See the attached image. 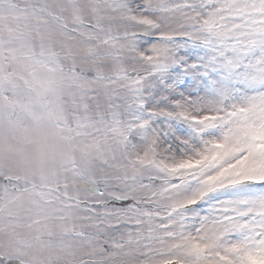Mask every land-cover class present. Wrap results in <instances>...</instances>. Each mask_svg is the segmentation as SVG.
Masks as SVG:
<instances>
[{
    "label": "snow or ice",
    "instance_id": "obj_1",
    "mask_svg": "<svg viewBox=\"0 0 264 264\" xmlns=\"http://www.w3.org/2000/svg\"><path fill=\"white\" fill-rule=\"evenodd\" d=\"M0 264H264V0H0Z\"/></svg>",
    "mask_w": 264,
    "mask_h": 264
}]
</instances>
